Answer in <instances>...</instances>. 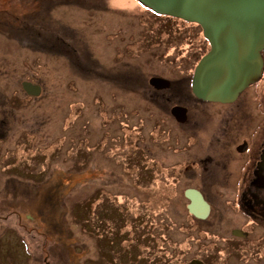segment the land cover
Here are the masks:
<instances>
[{"label": "rangeland", "instance_id": "obj_1", "mask_svg": "<svg viewBox=\"0 0 264 264\" xmlns=\"http://www.w3.org/2000/svg\"><path fill=\"white\" fill-rule=\"evenodd\" d=\"M25 1L27 4L21 6L22 0H11L7 11L16 14L25 11L30 20L37 21V28H45V49L43 54L36 53L0 36V101L10 103L9 97L14 91L9 83L12 79L9 69L22 64L29 77H37L40 68H44L45 105L37 108L33 102L17 99L11 104L20 111L8 106L15 118L32 112L33 107L37 110L24 120L29 127L27 133L34 137L31 146L41 149L30 153L26 167L39 178L0 179V216L4 214L3 220L0 219V264H42L45 250L57 258L48 257V264H69L72 254L75 259L71 264H106L101 249L114 264H139L136 261L139 256L136 249L141 242L139 231L149 227L145 225L149 208L153 212V229L163 240L160 247L168 244L177 253L174 264H189L192 258L203 257L211 264H264V245L256 247L251 240L234 242L231 233L249 221L242 230L252 238L264 239L259 237L264 230V218L253 215L256 220L253 221L226 207L237 190L235 179L227 186H215L213 176L218 172L211 160L215 144L210 129L214 123L200 115L210 116L209 112L222 107L194 100L190 81L185 79L199 59L198 55H188L199 48L190 47V39L169 35L167 26L172 24L174 30L185 28L188 34L200 33V28L155 15L136 0L56 1L70 4H56L52 0L50 3L54 2V6L44 15L35 16H32L35 2ZM150 14L153 17L148 20ZM143 16L146 20L141 22ZM58 34L67 42L62 48L54 37ZM118 36L125 37V42L119 43ZM166 44L171 48L166 50ZM148 45L154 48L153 53L146 50ZM118 52L125 65H109ZM117 66L126 67L125 80H110V84L106 81L102 85L95 73H91V70L102 72L105 67ZM151 76L169 79L171 88L155 91L148 83ZM240 104L241 101L232 104L229 109L237 110ZM174 105L189 108L187 122L176 123L170 114ZM246 110H255V107L248 106ZM102 111L107 112L106 117ZM11 119L12 123L1 127L0 135L6 136V131H10L9 137H18L13 115ZM106 120L109 121L106 123ZM185 132L191 136L202 133L205 140L197 147L191 145L186 152L181 146L186 147L191 140ZM153 158L157 162L154 169ZM182 162H198L203 174L198 175L192 166H181ZM176 163L181 166L179 170L173 169ZM170 167L172 171L168 172ZM188 186L203 188L212 206L209 219L201 222L206 229L202 231L206 240L199 244L191 238L188 244L184 230H178L186 215L187 200L183 191ZM166 189L171 197L168 194L164 201H157L161 190ZM91 196L95 203L92 211L98 220L97 224L93 219L97 224L92 227L94 234L90 226L88 232L84 228V219L74 218L80 217L77 212L84 211ZM263 205L264 201L260 206ZM11 209L16 212L9 217L7 212ZM114 210L122 213L123 218L115 217ZM24 215L35 217L36 230L42 228V236L34 230L26 234L25 239H35L31 247L28 239L26 242L15 233L14 226ZM192 233L196 238L198 232ZM58 238H64L65 243L57 242ZM211 244L224 250L219 255L209 247ZM160 252L163 250L154 254L141 250L140 253L142 256L153 254L149 264H159Z\"/></svg>", "mask_w": 264, "mask_h": 264}, {"label": "flooded vegetation", "instance_id": "obj_2", "mask_svg": "<svg viewBox=\"0 0 264 264\" xmlns=\"http://www.w3.org/2000/svg\"><path fill=\"white\" fill-rule=\"evenodd\" d=\"M33 1L35 2V7H34L35 13L32 14V16H35L39 14L44 15V13L48 9L54 6L55 4L54 2L58 0H55L52 3H50L52 0H33ZM60 1L56 2V4H70V2L61 3ZM27 2L28 1L22 0L21 6L27 4ZM8 3L11 5V0H0V36L8 40L16 41L21 48L43 54L45 49L44 37H46L47 35L46 29L37 28L38 27L37 21L30 20V15L25 11H21V13L19 14L9 13V10L7 11ZM152 17L153 15L150 14L148 20L149 18ZM140 20L141 22H143L146 19L143 16L140 17ZM41 25L44 26V24ZM174 25L176 26V24ZM167 28L169 35L177 34L178 37L190 39L192 41L190 47L193 46V48L195 49L199 48L196 53L192 52L188 56L192 57L195 54L194 56L196 57L198 55L200 59L203 56V54L206 52L207 42L202 35V30L200 27H199L201 30L200 33L193 32L192 34L185 33V31L183 30L185 28L182 29V27L179 28L176 27V29L174 30L172 28V24H169ZM69 30L75 31L73 29H69ZM177 30H179V32ZM121 33H122V29H119V34ZM54 37H56L57 40L56 43L58 44V47L62 48L67 44L66 41L63 42V39L61 38L60 34L54 35ZM117 39L119 43L125 42V37L118 36ZM144 45H147V43H145ZM166 45H167L166 50L171 48V45L169 44ZM145 48L146 50H148V52L153 53L154 48L153 49L149 48V45L146 46ZM75 53L78 54V51L75 50ZM263 57H264V52H263ZM121 58L123 57L122 56L120 57L118 52L114 56L113 62L109 65H125L122 64ZM199 59L197 60V62L199 61ZM12 65H16V63L12 62ZM21 65L22 64H19L17 68L13 67L12 69H9L12 73V79L9 81V83L14 87V91L9 97L10 103L0 101V132H1V127H5V125L6 124L8 125L10 122L12 123L11 121L12 115L14 118L13 120L14 126H16L19 130L18 137H13V136L9 137V135H11L10 131H6L7 132L6 136L3 132H2L3 134L0 135V179H6V181L12 179L18 180L24 177L29 178L31 180H35L39 178V175H37L35 171L30 172V169L26 167L27 165L26 161L30 153L38 152L41 149H38L39 147L31 146L30 141L34 137L30 133H27L29 127L26 125L27 123L24 120L25 118L29 117L30 114H33V112L37 110H34L33 107L32 112L30 113L24 112L19 117L15 118L12 110L14 109V107L11 104V101H16L17 99L26 100L29 103L33 102L37 108L43 107V104L45 105V100H46V93L44 92L45 90L43 88L45 86L44 68H40L37 77H29L27 73L24 72ZM196 65H193L194 67L193 70H191L192 72H190L189 75L185 77V79L188 78V83L190 81L189 83L190 87ZM91 73H95L93 75L97 77V81L99 82V84L102 85H104L106 81L108 84H110L109 83L110 80L114 82V81H120L126 79L125 77L126 67H120V66L111 67V68L105 67L102 70V72H100L99 70L95 72L91 70ZM153 77H158V76H151V78ZM151 78L148 80V83L155 91H166L169 90L172 86V82L169 79L158 77L170 81L171 86L167 89H157L150 84ZM3 79L5 78L3 77ZM24 84H30L29 87L31 88V91L33 93H29L28 90L25 89ZM111 96L115 97V94L111 93ZM192 98H194V100L196 101H200L204 103L207 106H209L208 103H215V102L203 101L201 99L196 98L194 95ZM239 101H241V104L238 105L237 110L229 109L230 105L236 104ZM215 104L221 105L222 109H219L213 113L209 112L211 117L207 113H201L200 115L205 117L206 120L210 118L212 120V125L214 123V125L211 126L210 129H211V133L213 134V143L215 144L214 147L215 152L214 155L211 156V160H213V166L215 168V171L218 172L213 176L216 179L215 186H218L219 184H222L223 186H227L230 180L235 179L238 182L237 190L235 192L234 197L226 202V207L231 209L235 213H241L247 217H251V220L253 221H256L254 219L255 217L258 218V216L264 218V205L263 207L260 206L262 201H264V164H263L264 162L263 160L264 71L259 82L250 85L248 88H246L243 92H241V94L234 102L215 103ZM253 105L255 107V110H246L248 106H253ZM8 106H10L12 109H10ZM174 107L184 108L186 112L183 114L180 113L179 116L176 117L172 113ZM17 110L20 111L19 109ZM102 114L105 115L104 117H106L107 112L105 113L104 111H102ZM119 114H124V113L119 112ZM170 114L172 115L176 123L178 124L185 123L188 121L189 108H187L184 105H174L170 108ZM108 121L109 120H106L105 122L107 123ZM185 133L188 134L187 132ZM188 135L190 136L191 141L187 143L186 147L181 146V150L184 149L186 152L189 151L191 145H195L197 147L199 144H201L202 139L203 141L205 140L202 133L201 135L198 136H191L190 134ZM125 145L127 146V143H125ZM177 150L180 151L179 148ZM183 164H185L187 167L192 166L195 172L197 171L198 175L203 174L201 171V165L198 162L180 163L181 166H183ZM156 165L157 162L155 158H153V169L155 168ZM178 165L179 163L172 165L173 169L178 168L179 170L181 166ZM213 166H211L212 169ZM169 169L170 170H168V172L172 171L171 167ZM180 171H182V175H183L184 170L181 169ZM168 176L171 177L170 173ZM190 189H194L199 193H201L204 199L206 200V202L209 204L210 214L206 219H200L190 214L188 206L190 205L191 201L186 196V192ZM183 197L187 200V204L185 208L186 215L189 214L194 220V224L188 223L192 226L191 230L184 228V235L186 237V240H188V244L191 242V239L194 243L205 241L206 235L204 232H202L205 228H203L201 222L209 219L212 212V206L209 203V201L206 199V194L203 188L198 189L196 187L188 186L183 191ZM136 199H138V197ZM87 200L92 203L91 207L93 208L95 205L94 196L88 197ZM245 207L248 212H251V214H248V212L245 210ZM29 220L32 221L31 223H33V225L34 223L36 224L35 217H29L25 215L21 218V221H18L17 223L18 231L15 232L18 237L20 236L23 237L24 231L28 229V225L30 224ZM87 225L89 229V224ZM145 225L147 226L149 225V227H146L141 231H139V234L141 236V242H139V249H136L138 253H140L141 250H144L147 252L153 251L154 254L155 252H157V250L159 251V249H161L163 250V252L166 251L164 255H170L171 249L168 244H166L164 247H160V243H163V240L162 237H160L161 234H159L156 229H153V216H151V214H149V216H147V218L145 219ZM246 225H249V221L245 222V224H243L241 228L244 229ZM167 226L168 225L164 227ZM242 229H237V230L242 231V234L244 236H236L233 234V231L236 229L232 230L231 233L233 235L234 242L236 241L249 242L251 240L253 244L256 245V247L258 245H264L263 238H258V239L252 238L251 236L248 235L246 231ZM193 230H196L198 232L196 238H194V234L192 233ZM155 231L157 232L155 233ZM91 234H94L92 229H91ZM153 235L155 236L154 239H153ZM263 236H264V230L263 233L262 232L260 233L259 237H263ZM2 237L3 236H1V238ZM23 240L25 241L24 237ZM221 250L223 251L224 249ZM101 252L103 255V261L106 262V264H110V262L114 264L112 261H109L108 255L104 250L101 249ZM163 252L160 253L162 254ZM130 253L133 255L132 251ZM153 254H151V256L148 253L145 254V258H149L150 260L143 259L141 262H139V264L141 263L149 264L151 261H153ZM209 254H211V252ZM225 254H227V251ZM228 255H230V253H228ZM160 258H162V255L160 256ZM193 260H199L202 261L204 264H210V262L206 260V257L192 258L191 261ZM42 264H45L44 258L42 260Z\"/></svg>", "mask_w": 264, "mask_h": 264}, {"label": "water", "instance_id": "obj_3", "mask_svg": "<svg viewBox=\"0 0 264 264\" xmlns=\"http://www.w3.org/2000/svg\"><path fill=\"white\" fill-rule=\"evenodd\" d=\"M154 13L198 24L210 44L192 78V92L198 99L215 103L234 102L240 93L262 76L264 60V0H137ZM150 84L167 89L170 81L153 77ZM30 84H24L33 93ZM174 107L173 115L185 113ZM264 160V157H263ZM264 164V162H263ZM190 214L206 219L210 206L201 193L186 192ZM236 236H244L234 230ZM190 264H204L193 260Z\"/></svg>", "mask_w": 264, "mask_h": 264}, {"label": "trees", "instance_id": "obj_4", "mask_svg": "<svg viewBox=\"0 0 264 264\" xmlns=\"http://www.w3.org/2000/svg\"><path fill=\"white\" fill-rule=\"evenodd\" d=\"M172 19H175V20H179V19H176V18H172ZM180 21H182V20H180ZM182 22H184V21H182ZM186 23V22H185ZM187 24H190V23H187ZM194 25H196V24H194ZM198 26V25H197ZM207 42V41H206ZM208 46H209V44L207 43V50H206V52L208 51ZM205 52V53H206ZM204 53V54H205ZM203 54V55H204ZM168 194H169V198L171 197V194L169 193V189H166V190H161V192H160V195H159V197H157V201H160V202H162V201H164V197L165 196H168ZM109 204V202H105L104 204L106 205V204ZM91 205H92V203L90 202V203H88L87 205H86V208L84 209V211H78L77 213H78V215H80V217L79 216H77V215H75V219L77 220V217H78V219H81V220H83L84 219V221H85V223H86V225H85V227L84 228H87V231L89 230L88 229V225L87 224H89V226H90V228L92 229V227H96L97 226V222H98V220H97V217H95L94 216V213H93V211H92V207H91ZM88 206V207H87ZM163 206V205H162ZM78 210H81V208L78 206ZM152 210V208H149L148 209V211H149V214H151V216H153V212L151 211ZM16 212V211H15ZM15 212H13V209H11L9 212H7V215L9 216V217H11V216H14V214H15ZM113 214H114V216L115 217H117V218H123L122 217V214L120 213V212H117V211H115L114 210V212H113ZM97 216H99V214L97 215ZM3 217H4V214H2V216H0V219H2L3 220ZM23 217V216H22ZM22 217H20V219H19V221H21V218ZM83 217V218H82ZM185 217V218H184ZM183 218V220L180 222V226H181V228L180 229H178V230H180V231H182V230H184V228H186V229H191L192 228V226L190 225V224H194V220H193V218L189 215V214H187V215H185ZM54 218V217H53ZM93 219H95V221H96V223H93ZM29 222H30V224L28 225V229L27 230H25L24 231V234H23V237L25 238V237H27L26 236V234H29L28 232L29 231H36L37 232V235H39V236H42L43 234H42V228H37L38 230H36V224L34 223V225H33V223H31L32 221H30L29 220ZM188 223H190V224H188ZM43 224H44V222H43ZM96 224V225H95ZM43 227H44V225H43ZM14 228L16 229V231H18V228H17V226L15 225L14 226ZM176 228V227H175ZM177 229V228H176ZM33 231V232H34ZM144 233V232H143ZM65 237V236H64ZM67 238L70 240V238H69V236L67 235ZM26 239H28V243H29V245H30V247L31 246H34V245H32L33 244V242L35 241V239H33V240H30V238H26ZM25 239V241L27 242V240ZM58 241L57 242H62V240L64 241V243H65V241L66 240H64V238H62V239H57ZM53 241V240H52ZM28 243H27V245H28ZM35 244V243H34ZM44 245V247H46L45 245L46 244H43ZM60 246H61V248H62V246H63V243L62 244H60ZM209 247H211V248H213L216 252H218V254L220 255L221 253H222V250L220 249V248H218V246L217 245H214V244H211V246H209ZM29 248V247H28ZM46 249V248H45ZM60 249V248H59ZM172 250V251H171ZM170 250V255H164L165 253H166V251L165 252H163L161 255H162V258H161V260L159 259V264L161 263V264H174L173 262L175 261V254L177 255V253H174L175 252V250H173V249H171ZM212 254V253H211ZM42 255H43V257H44V259L46 258V260H45V264H48L49 263V261H48V257H52L53 259H57L56 257H54L53 255H52V253H50V251L49 252H46V250L45 251H43V253H42ZM222 256H224V254L222 255ZM70 258H71V262L70 261H68L69 262V264H71V263H73L74 262V259H75V256H73V254L71 255V256H69ZM77 257V256H76ZM216 257H218V256H216ZM143 259H146V260H150L149 258H145V256H142V254H140L139 253V257L136 259V261L137 262H141ZM80 264H81V262H80ZM142 264V263H141ZM211 264V263H210Z\"/></svg>", "mask_w": 264, "mask_h": 264}]
</instances>
